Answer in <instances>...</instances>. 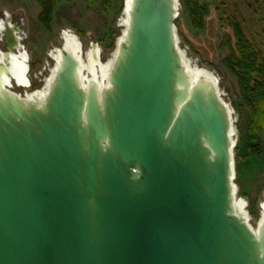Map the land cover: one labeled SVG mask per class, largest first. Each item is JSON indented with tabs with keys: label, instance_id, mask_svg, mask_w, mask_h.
Here are the masks:
<instances>
[{
	"label": "water",
	"instance_id": "1",
	"mask_svg": "<svg viewBox=\"0 0 264 264\" xmlns=\"http://www.w3.org/2000/svg\"><path fill=\"white\" fill-rule=\"evenodd\" d=\"M179 7L132 0L107 89L65 48L42 103L0 73V264H264V221L235 208L231 110L185 66ZM2 32L9 65L23 35Z\"/></svg>",
	"mask_w": 264,
	"mask_h": 264
},
{
	"label": "rangeland",
	"instance_id": "2",
	"mask_svg": "<svg viewBox=\"0 0 264 264\" xmlns=\"http://www.w3.org/2000/svg\"><path fill=\"white\" fill-rule=\"evenodd\" d=\"M126 2L70 0L61 3L55 11L52 27L46 29L39 20V6L33 0H0V27L5 22L19 28L23 35L19 49L24 55L20 62L23 79L21 84L13 80L8 90L21 98L43 91L56 67L55 55L66 44V36L77 39L86 66H89L92 48L96 46L100 58L98 64L106 69L126 31ZM179 5L175 21L179 48L192 67L205 70L218 79L220 97L231 110L236 200L245 206L248 222L256 232L264 215V135L258 142L248 141L252 116L245 106L238 80L223 67L228 51H222L220 47L225 33L233 38L229 23L236 19L247 37L264 50V17L255 0H220L203 29H198L185 11L182 0ZM5 41L0 31V54L7 52ZM85 74L91 78L89 71Z\"/></svg>",
	"mask_w": 264,
	"mask_h": 264
},
{
	"label": "trees",
	"instance_id": "3",
	"mask_svg": "<svg viewBox=\"0 0 264 264\" xmlns=\"http://www.w3.org/2000/svg\"><path fill=\"white\" fill-rule=\"evenodd\" d=\"M40 9L39 20L46 29H50L59 4L70 0H33ZM185 11L189 14L194 27L203 29L213 9L220 0H182ZM259 12L264 17V0H255ZM218 10V9H217ZM233 38L223 35L220 50H227L223 67L237 80L245 106L252 116L253 123L248 132L250 143L258 142L264 135V50L262 46L250 40L244 28L236 19L230 20ZM264 38V18H263ZM234 39V44H232Z\"/></svg>",
	"mask_w": 264,
	"mask_h": 264
},
{
	"label": "bare ground",
	"instance_id": "4",
	"mask_svg": "<svg viewBox=\"0 0 264 264\" xmlns=\"http://www.w3.org/2000/svg\"><path fill=\"white\" fill-rule=\"evenodd\" d=\"M131 3H132V0H127L126 10H125L126 31H125L123 38L119 42V46L122 43H124V41H125V37H126L125 35L127 33V30H128L129 13L131 10ZM3 29H4L3 26H1L0 31H2ZM64 48L67 51L76 54L79 57V59L81 58L80 59V63H81L80 74L82 77L83 86L85 88L92 85L93 83H97L102 90L107 89L109 87L108 76L112 72V69L115 65L116 59L118 57V51L115 53L112 63L108 67H106V69H105L98 64L100 58H99V50L97 49L96 46H93V48H92L89 66H86L84 64V61L82 59V53H81V45L79 44V42L77 41V39L74 36H66V44H65ZM118 49H119V47H118ZM0 55H1L0 56V68L4 67V69L6 70V72L5 71L0 72L2 74L3 83L6 86H8V88H10L13 80H15V82L21 84L22 79H23V77L21 75V73L23 72V67H22V64H20V62H21V59H24V55L20 52V50H19V52L13 53L12 55H10L9 65L6 63V60L4 58L5 53H1ZM183 57H184V64L188 68L189 71L194 72L197 75H200V74L209 75V77H211V79L213 81L218 82V84H219L218 79L214 75L209 74L205 70H199L197 68L192 67L187 62L184 53H183ZM60 60H61V51L58 50L56 55H55L56 67L53 71L52 77L50 78L46 88L43 91L27 95V97H26L27 101H34L37 103H42L46 99V97L49 93V88L52 85V83L54 82V79L56 77V73L59 69ZM0 70H2V69H0ZM7 71L10 73V75L8 74ZM88 71L91 74V78H88L85 74V72H88ZM232 137H233V134H232ZM235 205H236L235 208L239 211V213H241L242 215H245L247 217V213L245 211V206L243 204H241L240 201H237V200H236ZM262 221H264V215H263Z\"/></svg>",
	"mask_w": 264,
	"mask_h": 264
},
{
	"label": "flooded vegetation",
	"instance_id": "5",
	"mask_svg": "<svg viewBox=\"0 0 264 264\" xmlns=\"http://www.w3.org/2000/svg\"><path fill=\"white\" fill-rule=\"evenodd\" d=\"M2 26H3V28H5V22H3V24H2ZM20 36V38H21V35H19ZM5 44H6V41H5ZM21 42L19 43V48H21ZM6 46H7V44H6ZM17 47V45L15 44V48ZM9 51V49H8V47H7V52ZM15 52H17V51H15Z\"/></svg>",
	"mask_w": 264,
	"mask_h": 264
}]
</instances>
